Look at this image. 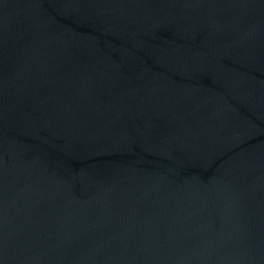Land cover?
<instances>
[{
	"label": "water",
	"instance_id": "water-1",
	"mask_svg": "<svg viewBox=\"0 0 264 264\" xmlns=\"http://www.w3.org/2000/svg\"><path fill=\"white\" fill-rule=\"evenodd\" d=\"M0 264H264V0H0Z\"/></svg>",
	"mask_w": 264,
	"mask_h": 264
}]
</instances>
